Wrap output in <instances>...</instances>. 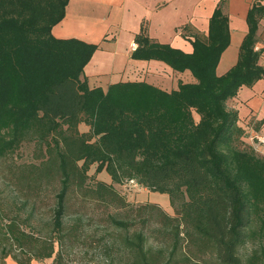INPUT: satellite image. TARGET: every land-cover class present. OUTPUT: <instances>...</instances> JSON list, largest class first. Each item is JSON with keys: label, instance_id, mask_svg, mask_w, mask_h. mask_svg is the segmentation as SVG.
I'll return each instance as SVG.
<instances>
[{"label": "trees", "instance_id": "1", "mask_svg": "<svg viewBox=\"0 0 264 264\" xmlns=\"http://www.w3.org/2000/svg\"><path fill=\"white\" fill-rule=\"evenodd\" d=\"M67 2L0 0V158L25 141L45 144L48 155L45 167L13 178L22 183L16 199L23 200L18 211L30 208L26 218H3L0 206V264H66L85 245L95 255L90 264H264V156L243 142L238 113L226 106L264 77L255 50L264 4L249 8L237 61L222 75L216 69L230 44L225 0L206 34L187 38L191 53L152 41L142 26L130 58L194 80L168 92L144 81L90 88L84 68L98 46L51 35ZM92 165L111 183L91 181ZM53 179L51 215L35 224ZM131 180L168 195L175 215L127 203L114 185ZM95 209L103 213L92 231Z\"/></svg>", "mask_w": 264, "mask_h": 264}, {"label": "crops", "instance_id": "2", "mask_svg": "<svg viewBox=\"0 0 264 264\" xmlns=\"http://www.w3.org/2000/svg\"><path fill=\"white\" fill-rule=\"evenodd\" d=\"M219 1L68 0L64 16L52 26L51 35L56 39H77L98 46L84 68L90 88L106 90L110 84L139 81L130 79L137 70L159 72L161 77H157V81L160 85L149 84L169 92L183 81L180 75L188 80L184 83L194 82L191 74L188 71L173 72L157 61L132 60L130 54L137 47L135 36L144 26L152 41L191 53L192 46L187 38L193 40V35L207 33L209 18ZM254 2L264 4V0H225L230 44L220 57L217 75L224 74L236 63L239 47L248 31L247 12ZM185 26L188 29L183 37L181 32ZM256 41L255 50L261 52L258 63L264 66V19L258 24ZM226 106L238 113L237 124L244 131L243 142L264 156V145L256 140L258 136L264 137V77L250 88L242 87ZM105 183L110 184V178ZM5 264L17 263L8 258Z\"/></svg>", "mask_w": 264, "mask_h": 264}, {"label": "rangeland", "instance_id": "3", "mask_svg": "<svg viewBox=\"0 0 264 264\" xmlns=\"http://www.w3.org/2000/svg\"><path fill=\"white\" fill-rule=\"evenodd\" d=\"M181 34L184 36L186 35V32H181ZM132 74H136L132 75V77L130 78L132 80H139L156 84H159V82L157 81V77H161L159 72L155 73L150 71L143 72L134 70ZM179 77L182 78L183 81H188L182 75H180ZM79 130L82 133H86L88 131V128L84 125H81ZM47 160L48 155L46 145L43 143H36L34 141H25L13 153L4 158H0V206L4 213L8 214L3 218L11 217L12 215H14V213L17 212L20 213V220H24L26 218V213L30 208H26V210L24 211H18L23 200L20 198L16 199V197H20L17 190L22 187V183H17L13 180V178L15 177V175L19 174L21 170L26 169L28 166L45 167L46 165L44 163H46ZM95 166L96 165H92L87 172L89 179L91 181H109L108 176H106L104 172L97 175L94 174ZM44 186H46L47 189L46 198L45 200L39 201L36 205L38 211L33 221V223L38 225L48 222L49 220V217L51 215L50 212L53 208L54 202L53 195L58 189V183L57 180L53 179L45 182ZM114 188L119 193V195L125 199L127 203L133 206H140L146 203L155 204L160 207L166 214L170 216L175 215L174 209L170 205L169 197L166 194L150 192L147 189L144 190L140 185L136 183L130 184L129 182H125L122 185H114ZM102 213L103 211L101 209H95L92 212L90 210V216L93 219V225L91 224V227L93 228L92 231L95 230L96 224L99 222L98 219L101 218ZM110 213H117L118 215L122 213L121 215H123V211L121 210L116 211L111 209ZM96 233L97 234H95V237H98L100 236V234H102L100 231ZM248 251L249 249L247 250V252ZM83 252H87L88 254H83ZM94 256L95 255H93L92 247L90 248L85 245L76 247L69 256L67 262H81L83 264H90L95 261ZM36 263L51 264L52 259H46Z\"/></svg>", "mask_w": 264, "mask_h": 264}, {"label": "built area", "instance_id": "4", "mask_svg": "<svg viewBox=\"0 0 264 264\" xmlns=\"http://www.w3.org/2000/svg\"><path fill=\"white\" fill-rule=\"evenodd\" d=\"M256 140H257L258 143L264 145V137L258 136V137H256ZM129 183L130 184H134L135 182L131 180V181H129Z\"/></svg>", "mask_w": 264, "mask_h": 264}]
</instances>
